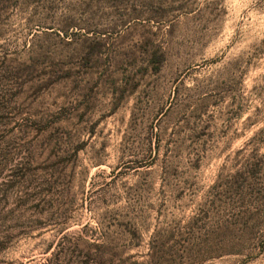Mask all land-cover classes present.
<instances>
[{
  "label": "rangeland",
  "instance_id": "374dc122",
  "mask_svg": "<svg viewBox=\"0 0 264 264\" xmlns=\"http://www.w3.org/2000/svg\"><path fill=\"white\" fill-rule=\"evenodd\" d=\"M264 264V0H0V264Z\"/></svg>",
  "mask_w": 264,
  "mask_h": 264
},
{
  "label": "trees",
  "instance_id": "16d2710c",
  "mask_svg": "<svg viewBox=\"0 0 264 264\" xmlns=\"http://www.w3.org/2000/svg\"><path fill=\"white\" fill-rule=\"evenodd\" d=\"M111 264H116L114 261H111ZM118 264H125V262L124 261H120V262H118Z\"/></svg>",
  "mask_w": 264,
  "mask_h": 264
}]
</instances>
